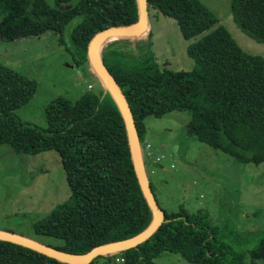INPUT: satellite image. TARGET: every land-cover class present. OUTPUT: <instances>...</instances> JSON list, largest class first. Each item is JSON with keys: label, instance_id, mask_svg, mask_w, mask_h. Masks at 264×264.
<instances>
[{"label": "trees", "instance_id": "trees-1", "mask_svg": "<svg viewBox=\"0 0 264 264\" xmlns=\"http://www.w3.org/2000/svg\"><path fill=\"white\" fill-rule=\"evenodd\" d=\"M13 12L0 22V39L13 42L62 34L73 21L69 54L97 80L88 45L100 31L139 20L137 0H10ZM148 9L176 21L185 40L205 34L187 49L188 72L158 65L151 33L111 39L100 57L124 94L138 142L143 121L187 112L186 133L240 163H264V58L243 52L199 0H147ZM236 25L264 43V0H231ZM62 44V42L60 43ZM99 83L76 102L58 98L45 110L46 129L22 122L15 111L34 96L37 83L0 62V146L16 142L54 144L70 198L36 221V235L61 240L55 249L73 255L143 233L154 216L136 177L124 120L110 92ZM37 147V146H36ZM153 192V188L150 183ZM159 206V205H158ZM164 212L153 235L121 252L125 264H156L163 252L190 264H236L220 251L218 231L201 214ZM250 264L264 262V236L249 252ZM103 258L99 256L89 264ZM0 264H65L32 249L0 240Z\"/></svg>", "mask_w": 264, "mask_h": 264}, {"label": "rangeland", "instance_id": "rangeland-1", "mask_svg": "<svg viewBox=\"0 0 264 264\" xmlns=\"http://www.w3.org/2000/svg\"><path fill=\"white\" fill-rule=\"evenodd\" d=\"M199 1L243 52L264 58V43L248 37L234 22L231 0ZM12 12L10 0H0V22ZM79 20L70 23L62 34L46 32L38 38L13 42L0 39V62L37 83L32 99L15 111L22 122L46 129L45 110L51 102L58 98L76 102L87 92L99 91V78L77 67L68 52L72 49V28ZM148 21V29L141 36L151 33L152 51L160 68L192 70L194 62L187 49L205 34L185 40L176 21L155 10H149ZM190 120L187 112L174 111L143 121L145 134L139 154L156 202L168 214L180 208L188 214L200 213L209 227L217 229L220 251L236 264H250L249 252L264 236V163H240L189 137L185 128ZM147 143L151 145L148 151ZM157 157H162L160 163L155 162ZM69 198L70 188L54 144L16 142L0 146V231L61 247V240L36 235L33 225ZM112 255L94 264H109ZM155 263L190 264L169 252L161 253Z\"/></svg>", "mask_w": 264, "mask_h": 264}, {"label": "water", "instance_id": "water-1", "mask_svg": "<svg viewBox=\"0 0 264 264\" xmlns=\"http://www.w3.org/2000/svg\"><path fill=\"white\" fill-rule=\"evenodd\" d=\"M137 2L139 8V20L136 23L128 26L109 27L98 32L88 45V59L91 68L95 75L99 78V81L113 96L124 120L134 171L143 196L145 197L154 216L152 224L147 230L137 236L99 246L91 250L86 255L68 254L55 248L42 245L32 239L25 238L7 231H0V240L32 249L61 263L89 264L99 256L121 253L145 242L153 235V233L163 222L164 212L156 202L146 174L145 166L140 158L138 137L129 104L118 84L106 69L100 57L101 48L109 40L122 37H138L148 29L149 9L147 0H137Z\"/></svg>", "mask_w": 264, "mask_h": 264}, {"label": "built area", "instance_id": "built-area-1", "mask_svg": "<svg viewBox=\"0 0 264 264\" xmlns=\"http://www.w3.org/2000/svg\"><path fill=\"white\" fill-rule=\"evenodd\" d=\"M88 89L90 90L91 86H88ZM146 149H147V151L149 150L148 144H146ZM156 160L157 161H155V162L159 163L161 161V158H157ZM112 256H113V259L110 261L109 264H125L126 260L121 253H114V255H112Z\"/></svg>", "mask_w": 264, "mask_h": 264}, {"label": "crops", "instance_id": "crops-1", "mask_svg": "<svg viewBox=\"0 0 264 264\" xmlns=\"http://www.w3.org/2000/svg\"><path fill=\"white\" fill-rule=\"evenodd\" d=\"M147 144L149 145V149H151V145H150L149 143H147ZM149 154H150V153H149ZM149 158H150V156H149ZM157 158H161V160H162V157H157ZM157 158H156V159H157ZM156 159H155V160H156ZM160 162H161V161H160ZM160 162H159V163H160ZM145 170H146V169H145Z\"/></svg>", "mask_w": 264, "mask_h": 264}]
</instances>
